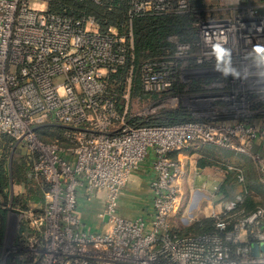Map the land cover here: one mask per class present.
I'll list each match as a JSON object with an SVG mask.
<instances>
[{
	"label": "built area",
	"instance_id": "1",
	"mask_svg": "<svg viewBox=\"0 0 264 264\" xmlns=\"http://www.w3.org/2000/svg\"><path fill=\"white\" fill-rule=\"evenodd\" d=\"M172 1L129 0L128 13L162 14ZM50 2L0 0V136L23 147L46 186L39 210L21 214L33 232L23 238L30 264H264V248L252 251L253 244L264 245V206L239 219L233 213L246 191L221 211L211 210L208 232L178 235L170 220L180 206L184 174L173 156L192 144L247 156L264 185V14L249 6L223 18L196 14L199 53L193 60L212 62L215 70L231 66L233 78L241 71L254 77L249 87L260 89L247 92L245 106L242 98L232 99L205 120L145 126L130 124L136 119L129 113L133 64L120 92L109 81L134 57L131 20L124 31H103L94 16L56 13ZM176 3L179 12L189 9L188 0ZM176 47L188 58L189 43ZM163 63L158 69L144 63L147 90L169 86L171 62ZM256 145L263 153L253 152ZM143 164L152 173L150 208L123 217L119 198ZM224 172L243 187L241 173ZM219 189L212 187L211 201ZM94 203L101 204L98 228L83 220Z\"/></svg>",
	"mask_w": 264,
	"mask_h": 264
},
{
	"label": "rangeland",
	"instance_id": "2",
	"mask_svg": "<svg viewBox=\"0 0 264 264\" xmlns=\"http://www.w3.org/2000/svg\"><path fill=\"white\" fill-rule=\"evenodd\" d=\"M243 6H249L256 10L257 13L264 14V0H201L199 6H196L197 10H195V15L200 12L199 14L201 17H229L239 12ZM194 19L193 24L195 26L196 16ZM194 30L197 33L196 26ZM175 51L176 52L171 56L156 62L160 67L163 66V62H171L170 66L167 68L170 84L166 89L160 92L147 90L142 82V77L140 85L141 92H134L131 89L129 94V113L136 117V119L135 117L134 119L138 124L145 122L150 123L151 120L163 121L165 120V112L179 109L180 107L186 109L189 117L205 120L209 118V113L216 112V110L228 106L233 102L232 99L241 100L242 98L243 104H240L245 106L248 101L247 92L249 93L255 89H260L249 87L250 84L255 82V78L252 77L250 80L249 76H245V73H240L239 70V76H234L233 78L230 73L236 69H232L231 66H223L215 72H212V70L215 69H193L195 66H192V58L199 53L198 47L195 51H192L191 48L187 52V55H189L188 58H182L181 55L177 54V47ZM142 63L144 65L145 62ZM207 63L201 66H214L212 62ZM155 68L158 69V66L156 65ZM197 79L207 80L206 83L202 84V86H204L203 91H191L193 82ZM254 98L257 99L259 96L255 95ZM165 99L167 101L166 103L164 102ZM247 107L253 108L254 106L248 105ZM256 146H254V148H256ZM1 148H3V144L0 143V149ZM2 154L5 157L4 160H7L6 162H2V165L5 166L6 169H9L14 162L21 161L24 150L22 146H15L14 142H12L11 145L9 144L5 147ZM233 160V162L241 165L243 162L245 163V161H248L246 164H253L250 159L243 154H237V156L233 157ZM251 167L254 166L252 165ZM31 184H18L14 179H10V199H13V201L15 200L16 205L12 206L7 204L3 207V209L6 210V218L4 230H1L2 225L0 221V236L2 235L0 237V264H21L22 262H28L27 264H30L32 261L29 251L25 250L23 238H27V235L29 237L32 236L33 232L29 228L28 219L21 218V214H29L32 212L30 209L38 211L40 208V206L37 205H31L30 208L29 206L27 208L26 205V208L22 209V204H24L23 201L30 196L31 192H29V190H31ZM210 186L211 184L207 182L204 188L210 190ZM200 198L205 199L202 194L198 196L197 193L194 192L191 196L190 193L183 192L180 206L170 219L171 226L180 230L191 227L196 221L195 205L198 206L197 203L199 202L197 201H199L198 199ZM0 202H2V200ZM258 205H264V202L258 203ZM23 233H25V235L22 237Z\"/></svg>",
	"mask_w": 264,
	"mask_h": 264
},
{
	"label": "trees",
	"instance_id": "3",
	"mask_svg": "<svg viewBox=\"0 0 264 264\" xmlns=\"http://www.w3.org/2000/svg\"><path fill=\"white\" fill-rule=\"evenodd\" d=\"M191 2V3H190ZM189 9L186 12H179L176 7V0L172 1V6L169 11L162 14H144V15H132L129 16V0H102L99 4L93 2H79L76 0H51L49 9L56 13L64 15H79L90 14L95 17L100 28L105 31L108 27H116L119 31H124L129 19L131 20L132 34H133V59L132 62L128 57L126 62L121 65L115 73L110 75L109 81L113 85V90L120 92L123 88L124 78L130 64H133V77L131 88L134 92H141V75L143 73V63L151 62L156 63L165 57L171 56L176 52V46L180 43L191 44L192 51L197 49L198 34L194 28V17L196 6L201 3V0H188ZM174 39H171V38ZM195 49V50H194ZM193 60V58H192ZM157 65V64H156ZM193 65V63H192ZM159 67V65H157ZM207 80L197 79L194 80L191 87V91H203L202 84ZM165 120L152 121L149 123H140L130 121L133 125H145V126H168L172 124L181 123L184 121L196 120L193 117H189L186 109L180 107L179 109L168 110L165 112ZM138 121V120H136ZM13 140L6 136H0V143L3 144V148L0 149V221L4 230L6 210L3 209L4 205H16L15 200L10 199V179H14L18 184H31V190H29L30 196L26 198L22 204V209L29 208L31 205L40 206L43 204V192L46 190V186L40 183L38 177L35 176L32 165L31 157L24 154L21 156V161H16L6 169L2 165L4 160L3 151L9 144L11 145ZM3 149V150H2ZM5 153V152H4ZM8 166V165H7ZM34 187H33V186ZM246 185L248 188V195L239 208L233 212L236 219L242 216L248 215L253 212L258 203L251 200L249 191L256 190L254 185L249 183ZM263 188V185H257V189ZM225 192L226 188L224 187ZM229 190V187H228ZM229 193V192H228ZM11 200V201H10ZM211 219L202 217L197 219L191 227L185 230H180L172 226L173 230L178 235H186L189 233H203L212 229ZM2 232V231H1ZM25 235V233L22 234ZM2 236V235H1ZM0 236V237H1ZM2 239V238H1ZM1 241V240H0ZM20 263V262H19ZM28 262H22L21 264H27Z\"/></svg>",
	"mask_w": 264,
	"mask_h": 264
},
{
	"label": "crops",
	"instance_id": "4",
	"mask_svg": "<svg viewBox=\"0 0 264 264\" xmlns=\"http://www.w3.org/2000/svg\"><path fill=\"white\" fill-rule=\"evenodd\" d=\"M192 66H195V68H190H198L197 70L210 69V66L202 67L194 60ZM217 70L219 69L212 70V72H215ZM253 92L255 91H250L249 93L252 94ZM257 122L258 121H256V123ZM262 124H264V122ZM50 139H52V136H49L48 140ZM263 151L259 148L258 145L256 146V148H253V152L263 153ZM234 156H237V154H233V152L223 150L212 145L198 144H192L174 154L173 157L177 158L184 168V174L181 179L182 193L187 192L192 196L195 192L198 196L202 194L203 197H205V199H198V206L195 205L196 220L202 217H208L211 210L221 211L226 204L232 202L234 200V197L242 191H246V195H248L246 181L247 184L249 183L250 185H254L256 187L255 191H249L251 200L256 203L264 202V189H257V185H260L261 181L259 172L255 168V165L252 164L254 167H251L252 165H250V163L246 164V162L248 161H245V163L243 162L242 165L239 163H235L233 162ZM251 163L253 162L251 161ZM227 167L243 175V187L238 185L236 181L230 182L227 179L229 176L227 177L224 172V169ZM151 180L152 173L146 164H143L138 172L130 176L129 181L119 198V212L123 217L134 218L139 215H144L146 211L149 210V186ZM207 182L211 184L210 190L204 188V185ZM215 185L220 186V189L215 195L214 201H211L207 195H210L212 193L211 188ZM224 187L226 188V192ZM100 205L101 204L99 203H94L88 210L84 212L83 220L88 226H91L93 228L99 227V224L95 219V214L100 208Z\"/></svg>",
	"mask_w": 264,
	"mask_h": 264
},
{
	"label": "water",
	"instance_id": "5",
	"mask_svg": "<svg viewBox=\"0 0 264 264\" xmlns=\"http://www.w3.org/2000/svg\"><path fill=\"white\" fill-rule=\"evenodd\" d=\"M258 248L263 249L264 248V245L263 244H260V245L253 244L252 245V251H253L254 254H256V252L258 251Z\"/></svg>",
	"mask_w": 264,
	"mask_h": 264
}]
</instances>
